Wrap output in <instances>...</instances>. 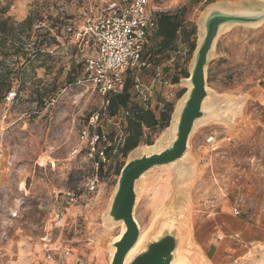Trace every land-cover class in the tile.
I'll use <instances>...</instances> for the list:
<instances>
[{
  "label": "rangeland",
  "instance_id": "1",
  "mask_svg": "<svg viewBox=\"0 0 264 264\" xmlns=\"http://www.w3.org/2000/svg\"><path fill=\"white\" fill-rule=\"evenodd\" d=\"M248 1L153 0L151 5L159 11L183 10L185 26L195 28L197 44L212 6L231 13ZM7 3L6 15L14 21L30 17L16 42L33 60L21 65L12 53L6 59L13 77L9 92L14 94L0 99V264H110L112 243L123 229L107 215L118 182L115 169L166 143L184 97L178 94L190 88L181 70L190 72L194 52L178 41L170 58L157 67L150 63L135 68L134 81L147 91L145 97L133 91L134 100L151 107L172 103L170 125L153 133L145 130L153 144L143 139L126 158L118 149L105 154L98 173L95 153L89 151L92 132L105 135L100 147L118 148L125 121L117 126L104 116L90 123V117L103 110L105 96L85 72L84 59L95 46L79 33L100 0H0V6ZM36 21L43 26L35 29ZM208 60L203 108L210 114L193 127L181 158L141 175L133 210L142 238L154 226H178L181 256L191 264H208L197 244L198 237L209 239L208 233L232 246L237 241L229 235L245 241L264 236V20L228 23ZM173 76L179 77L177 83ZM83 130L87 136L82 137ZM91 178L96 187L88 192ZM68 191L78 194L76 201L65 198ZM61 202L63 219L58 222ZM45 236L50 239V259L45 256ZM254 257L248 254L237 264H254Z\"/></svg>",
  "mask_w": 264,
  "mask_h": 264
},
{
  "label": "water",
  "instance_id": "2",
  "mask_svg": "<svg viewBox=\"0 0 264 264\" xmlns=\"http://www.w3.org/2000/svg\"><path fill=\"white\" fill-rule=\"evenodd\" d=\"M246 3L248 4L243 9L231 13L219 5L209 9L204 18L202 35L193 51L189 76L186 78L190 88L183 93L184 97L174 112L168 140L157 150L135 155L122 166L107 213L112 223L123 224L121 233L112 243L110 264H191L181 256V233L178 226L171 223H163L158 228L154 226V229L147 233L142 246L126 261L129 251L139 237V227L133 216L138 195V180L147 170L181 158L187 149L188 137L193 127L210 114L203 108L207 95L206 65L218 33L230 22L256 24L264 20V2ZM258 257H254V264H261L262 261Z\"/></svg>",
  "mask_w": 264,
  "mask_h": 264
},
{
  "label": "trees",
  "instance_id": "3",
  "mask_svg": "<svg viewBox=\"0 0 264 264\" xmlns=\"http://www.w3.org/2000/svg\"><path fill=\"white\" fill-rule=\"evenodd\" d=\"M10 3L0 6V99L6 96L12 87V69L7 64L6 59L11 55H15L16 60L24 65L31 63L33 58L31 54L24 50V46L20 42H16V35L19 30L24 29L30 22V17H26L21 22L14 21L10 16L6 15ZM183 10L157 11L155 13V28L147 36V41L143 48L142 60L144 66L146 64H154V68L170 58V54L176 49L178 41L188 46L187 52L193 53L196 46L195 28H186ZM39 45V44H37ZM36 46V42L34 43ZM38 47L34 52V58L38 56ZM150 59V60H149ZM146 62V63H145ZM135 68H129L124 73V85L119 92H110L107 94L108 100L106 105V114L108 117L117 115L120 110L128 109L129 115L124 121V139L123 142L115 148V144L104 146V152L108 156L114 149H118L121 156H126L135 149L145 139L147 145L153 144V140L147 136L145 130L150 133L162 130L169 126L174 106L170 102H162L160 107L158 104L151 107L150 103L143 106L134 100L133 85L136 76ZM181 76L187 78L188 70H181ZM178 76L172 77V82L177 83ZM184 89L180 90L178 97L180 98ZM150 133L148 135H150ZM100 140L96 143V148L101 147L99 143L102 140L103 133L98 130ZM145 137V138H144ZM114 133L109 134V141L113 142ZM97 155V153H95ZM124 163L119 164L115 169L118 176ZM104 162H99L97 172L102 173Z\"/></svg>",
  "mask_w": 264,
  "mask_h": 264
},
{
  "label": "built area",
  "instance_id": "4",
  "mask_svg": "<svg viewBox=\"0 0 264 264\" xmlns=\"http://www.w3.org/2000/svg\"><path fill=\"white\" fill-rule=\"evenodd\" d=\"M153 0H100L99 7L93 10L85 19L82 30L79 33L81 38H88L95 46L92 55L84 59L85 72L89 75L88 80L105 96L103 110L96 112L90 117V123L93 125L100 118L107 116L106 105L108 100L106 96L110 92H119L124 85V73L129 68L144 65L142 60L143 48L147 41V36L155 28V13L159 11L157 7L151 5ZM162 2V0H155ZM43 26L41 21H36L34 28ZM138 80V79H137ZM137 80L134 81L133 91L139 96L145 97L147 88L143 87ZM14 92H9L12 97ZM145 102V101H143ZM148 105L147 103L142 104ZM122 117L118 115L109 117L114 119L117 126L122 122L121 119L129 115L128 109L121 111ZM108 117V116H107ZM124 135V134H122ZM87 136V131H82V137ZM102 140L105 139L103 134ZM100 140L98 132H92L89 142L90 153H97L95 165L99 162H105L104 146L99 150L96 143ZM96 187L95 178H91L86 183L88 192L94 191ZM66 199L74 202L78 194L66 192ZM238 214L237 208L233 210ZM56 217L58 222L63 219V204L58 206ZM45 242L44 251L47 259H50L48 242L50 239L45 236L42 238ZM238 259L233 260V264L238 263Z\"/></svg>",
  "mask_w": 264,
  "mask_h": 264
},
{
  "label": "crops",
  "instance_id": "5",
  "mask_svg": "<svg viewBox=\"0 0 264 264\" xmlns=\"http://www.w3.org/2000/svg\"><path fill=\"white\" fill-rule=\"evenodd\" d=\"M208 236L211 237L206 241L205 239L201 241L199 237L197 238V244L200 251H202L201 253H204L203 258L208 264H230L233 262V258L243 260L246 255L251 253L259 256L258 258L262 261L261 264H264V236L245 241L239 235H229L228 237L237 241L233 244L235 247L231 245L229 240L219 239L218 241V235L214 238L213 233H208ZM248 243L251 246H248Z\"/></svg>",
  "mask_w": 264,
  "mask_h": 264
},
{
  "label": "bare ground",
  "instance_id": "6",
  "mask_svg": "<svg viewBox=\"0 0 264 264\" xmlns=\"http://www.w3.org/2000/svg\"><path fill=\"white\" fill-rule=\"evenodd\" d=\"M146 237H147V233L146 234L144 233V237L143 238L140 236V233H139V237L137 239V242L135 243V245L129 251V253H128L127 257H126V261L142 246V244H143L144 240L146 239Z\"/></svg>",
  "mask_w": 264,
  "mask_h": 264
}]
</instances>
